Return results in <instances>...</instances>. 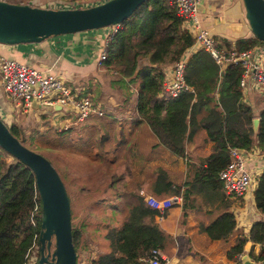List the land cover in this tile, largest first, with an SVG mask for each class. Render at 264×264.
<instances>
[{
    "label": "trees",
    "instance_id": "16d2710c",
    "mask_svg": "<svg viewBox=\"0 0 264 264\" xmlns=\"http://www.w3.org/2000/svg\"><path fill=\"white\" fill-rule=\"evenodd\" d=\"M221 42L228 46L224 40ZM192 43L193 37L183 27L173 5L167 0H144L107 38L105 58L100 63L105 71L117 76L110 84L117 81L125 84L124 79L134 84L136 117L150 129L158 145L183 158L186 154L181 141L185 135L200 129V140L211 142L202 162H185L186 177L179 184L168 179L163 167L152 169L154 177L148 183L149 188L158 195L178 196L183 211L192 207L190 199L194 194L202 202H211L218 192L225 193L217 174L229 160V148L264 150V92L260 94L263 107L255 115L258 104L254 105L250 92L244 95L238 86L239 66L228 65L219 71L207 52L196 49L187 57L183 71L185 84L191 90H183L174 97L160 95L162 67L178 60ZM255 45L263 43L254 36L233 43L236 50ZM255 117L258 123L254 130L252 119ZM10 131L17 138L14 126ZM101 161L98 172L104 170L105 161ZM101 175L94 178V184L107 188L118 185L119 177L115 178L112 173L108 177ZM255 181L254 205L264 215V169ZM89 191L90 187L79 190L88 215L95 209H106L114 215L121 207L124 215L117 223H105L98 241L103 243V248L88 257L85 264H146L143 258L171 241L154 217L156 210L139 194L117 191L118 195L108 197L103 191L97 194ZM226 206L215 208V215L210 212L211 220L200 227L211 240L224 241L233 230V215L225 210ZM80 227L83 229L82 223ZM80 227H71L75 252L81 237ZM39 230L40 201L31 170L14 158L12 162L0 159V264H22L30 246L33 243L38 246ZM246 240L264 243V222L257 220L251 224L247 236H238L227 249L226 257L234 262ZM75 264H78L77 254Z\"/></svg>",
    "mask_w": 264,
    "mask_h": 264
},
{
    "label": "crops",
    "instance_id": "0c3cea01",
    "mask_svg": "<svg viewBox=\"0 0 264 264\" xmlns=\"http://www.w3.org/2000/svg\"><path fill=\"white\" fill-rule=\"evenodd\" d=\"M40 6H42L41 3ZM198 11L200 25L220 45L224 46L221 40L227 42L228 46L224 47H232L233 43L238 39L252 37L244 18L241 0H199ZM109 29L110 27H106L101 30L51 36L38 43H21L14 46L0 44V55L58 76L67 86L76 90L81 96L91 94L93 101L105 108V114L102 117L87 118L85 121L79 123L74 130L83 134V131H90L98 123L101 126L111 125V137L102 138V142H107V147L112 143H119L121 151L124 148L123 152L120 153V156L123 157L122 153L124 154L129 149V145L134 146V142L136 141L139 148L150 149L151 156H149L150 160L146 165L163 167L167 170L168 179L175 184H179L186 177L185 162H202L203 156L207 155L210 151L211 142H203V139L200 140L202 137L200 129L194 131L192 134H188V136L185 135L181 141L186 154L183 158L175 156L164 147L158 145L157 139L150 129L136 117L134 110L136 93L134 92V96L128 95L126 84L129 82L126 79H124L125 86L123 85L126 93L123 97L120 95L118 98L117 95L115 96L116 99L112 102L104 99L105 96H102V99H98L95 92V89L98 88L102 92L104 91L105 94L107 93V97L111 96L109 95V91H111L110 86L104 90L103 83L100 82V78L105 77L106 71L102 66L97 64V60L95 59V52L99 51L107 35L111 32V29ZM166 66L163 67L165 68ZM250 93V98L252 99L258 95L253 92ZM129 96V104L123 103V100L126 101ZM256 104L258 106H256L255 115L263 107L260 99L254 103V105ZM21 108L15 106L14 102L0 88V111H8L10 114L13 111H20ZM30 108L31 110L24 108L23 111H31V114L35 116V111L39 107L30 106ZM59 109L57 108L55 111ZM249 150H257V154L247 163L254 181L252 180L249 189L243 196L237 200H232L225 193L218 192L211 202H202L199 200V195L194 194L190 199L192 207L184 209V211L181 209V200L178 197V202L164 212L162 220L158 221V224L169 235L171 241L166 243L163 249H158V253L165 258L166 264H235L226 257L227 249L238 236L246 237L249 227L255 221L261 220L264 222V215L259 214L256 210L252 194L256 177L264 169V150L259 151L255 147ZM152 158L163 161L156 164V160H152ZM142 164L144 163L141 162L139 164L137 173H146V170L149 168L147 177L142 178L143 176L141 175L140 177L138 176L140 179H133L131 181L132 186L129 188L132 189L131 192L139 194L142 197L146 195L155 197L175 196L168 193H163V195L154 193L148 186V183L154 177L152 174L154 166H147L144 170L143 166H141ZM119 178V181H121L123 177L119 176ZM144 179L146 180L144 181ZM131 182L128 183L127 189ZM127 189L126 191H129ZM119 193H121L120 189ZM224 204L227 205L225 210L233 215V230L224 241L211 240L201 231L200 227L206 225L211 220L213 214L215 215V208L221 207ZM210 212H213V214ZM241 257V261L237 264H241L243 260H248L253 264H264V243H253L246 240L242 247Z\"/></svg>",
    "mask_w": 264,
    "mask_h": 264
},
{
    "label": "built area",
    "instance_id": "2783aa9c",
    "mask_svg": "<svg viewBox=\"0 0 264 264\" xmlns=\"http://www.w3.org/2000/svg\"><path fill=\"white\" fill-rule=\"evenodd\" d=\"M52 4L43 8H82L97 5L105 0H51ZM199 0H167L168 4L175 7L177 15L182 18L183 27L193 37L192 45L185 50L182 56L173 63L162 68V89L160 95L163 97H174L183 90H191L185 84L183 71L187 57L196 49H202L209 54L218 70L228 65L239 66L241 69L238 86L246 92H264V58L262 48L255 45L253 48L236 50L232 47L220 45L214 37L200 25ZM44 6V5H42ZM118 24L111 26V32L106 37L95 59L100 65L105 58L104 45L107 38L115 31ZM263 47V45H261ZM0 88L4 94L14 102L15 106L30 108L32 101L41 106H46L65 113L64 127H76L78 123L89 117H102L105 108L93 101L91 94L79 95L76 90L71 89L58 76L42 70L30 67L19 61L5 58L0 55ZM56 108V109H55ZM257 154V150L245 151L239 148H229V160L218 172V180L222 184L225 194L232 200H237L249 189L252 176L247 163ZM4 156L0 149V158ZM144 202L156 210L155 218L160 221L162 215L179 200L178 196L155 197L146 195ZM33 224V221H31ZM27 252L22 264H35L37 261V244L33 243ZM33 249V250H32ZM30 252V253H29ZM241 254L235 257L234 263L241 261ZM146 264H166L165 258L152 250L151 254L143 258Z\"/></svg>",
    "mask_w": 264,
    "mask_h": 264
},
{
    "label": "rangeland",
    "instance_id": "374dc122",
    "mask_svg": "<svg viewBox=\"0 0 264 264\" xmlns=\"http://www.w3.org/2000/svg\"><path fill=\"white\" fill-rule=\"evenodd\" d=\"M4 1L29 4L37 7H46V5L50 6L52 4L51 0ZM36 2L39 4H36ZM40 3L44 6H40ZM111 26L112 25L107 27L111 29ZM261 48L262 56H264V44ZM116 77V74L112 71H106L105 77L103 76L100 78L104 90L110 86L111 91H109V95L111 96L107 97V93L105 94L104 91L102 92L98 88L95 89L98 99H102V96H105L104 99L112 102L116 99L115 96L118 95L119 98L120 95L122 97L125 95L126 90L125 87H123L125 84H122L120 81H117V84H110V81L112 79L116 80ZM126 88L128 95L131 94V96H134V84L127 83ZM253 93L258 94V96L253 99V102H257L260 99V93ZM247 94L248 92H244V95ZM128 100H130V96L126 101L123 100V103L126 102L129 104ZM21 109L20 111L10 112V114L8 111H0V119L8 129L14 126L17 131V139L20 143L31 151L46 158L63 181L62 183L64 184L69 198L71 227H80V223L83 224V229L80 227L81 237L78 240L75 254L78 255V264H85L88 257L92 256L96 250L103 248V243H98L101 237L99 232L103 230L102 227H105V223L107 222L113 223L115 221V223H117L120 221L124 215V209L121 207L114 215L106 209L103 211L95 209L91 215H88L86 213L87 205H85L84 196L82 193H79V190H86L87 187H90V194H97L99 191H103L108 197L118 195L119 189L121 192L126 191L128 183L133 179L139 178L141 175L143 176L142 178L147 177L149 168L146 170V173H137L141 162L144 163L141 165L144 170L147 166H154L146 165L150 160V149L139 148L138 143L133 141L134 146L129 145V149L126 150L124 154L122 153L123 157H121L120 153L123 152L124 148L121 151L119 143H112L107 147V142H102V138L111 137V125L101 126V124L98 123L96 127L94 126L90 131H83V134H81L74 130L76 127L71 125L66 128L64 126H58L59 120L65 116L62 110L55 111L52 108L41 106L35 111V116H33L31 111H27L28 109L31 110V108H27L26 111H23L24 108ZM3 153L6 154V156L0 158L1 160L6 162L13 161V158L8 156L5 151H3ZM203 157H205V155ZM101 160L105 161L104 170L98 172L102 164ZM152 160H156V164L157 162L163 161L157 158H152ZM108 162L111 164H108ZM110 173H112L115 178L119 176L123 177L121 181L117 183V186H110L107 188L93 183L94 178L97 179L101 174V176L108 177ZM134 175L135 177H133ZM145 180L146 179H144V181ZM122 184H124L123 189L121 188ZM131 186L132 182L129 184L127 190L132 191V189H129Z\"/></svg>",
    "mask_w": 264,
    "mask_h": 264
},
{
    "label": "water",
    "instance_id": "95a60500",
    "mask_svg": "<svg viewBox=\"0 0 264 264\" xmlns=\"http://www.w3.org/2000/svg\"><path fill=\"white\" fill-rule=\"evenodd\" d=\"M144 0H105L82 8H43L0 0V44L38 43L51 36L74 34L119 24ZM248 28L264 44V0H241ZM31 106L40 107L34 101ZM258 118L252 119V128ZM64 120L58 122L61 127ZM0 148L27 166L40 201L36 264H75L70 206L64 185L46 158L26 148L0 119ZM241 264H253L243 260Z\"/></svg>",
    "mask_w": 264,
    "mask_h": 264
},
{
    "label": "clouds",
    "instance_id": "9594fccd",
    "mask_svg": "<svg viewBox=\"0 0 264 264\" xmlns=\"http://www.w3.org/2000/svg\"><path fill=\"white\" fill-rule=\"evenodd\" d=\"M61 120H63V118L61 119ZM60 121V120H59ZM64 123H65V121H64ZM64 125V124H63ZM1 149V148H0ZM6 156V154L3 156V157H5ZM8 156H10V155H8ZM11 157V156H10ZM156 215V214H155ZM156 219V218H155ZM158 221V220H157ZM38 255V254H37ZM36 263V262H35Z\"/></svg>",
    "mask_w": 264,
    "mask_h": 264
}]
</instances>
